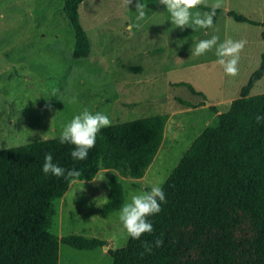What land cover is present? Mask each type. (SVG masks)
I'll use <instances>...</instances> for the list:
<instances>
[{
    "label": "rangeland",
    "instance_id": "obj_1",
    "mask_svg": "<svg viewBox=\"0 0 264 264\" xmlns=\"http://www.w3.org/2000/svg\"><path fill=\"white\" fill-rule=\"evenodd\" d=\"M142 2L146 15L137 19L136 0L128 7L123 0H84L78 12L91 52L75 59L74 32L62 10L63 0H0V123L12 112L37 131L28 128L23 137L1 140L0 149L57 137L85 108L106 114L111 124L166 117L162 142L142 178L99 170L89 181H72L54 201L57 213L51 231L58 237L79 234L106 241L95 250H77L60 242L59 264H111L107 250L124 246L128 238L118 219L120 209L105 218L101 215L110 179L121 184L122 205L129 193L150 191L165 181L193 140L238 97L264 53L263 27L227 15L235 11L262 22L264 0H222L213 27L195 30L171 24L159 0ZM213 2L207 0L209 7ZM213 35L220 42L247 40L236 76L225 74L215 63V49L192 55L198 40ZM260 93L264 76L250 90L251 95ZM73 98L75 103H69ZM244 186L254 190L258 184Z\"/></svg>",
    "mask_w": 264,
    "mask_h": 264
},
{
    "label": "trees",
    "instance_id": "obj_2",
    "mask_svg": "<svg viewBox=\"0 0 264 264\" xmlns=\"http://www.w3.org/2000/svg\"><path fill=\"white\" fill-rule=\"evenodd\" d=\"M83 1L62 3L74 32L75 59L91 52L78 12ZM227 15L236 22L261 25L264 40V21L235 11ZM263 76L264 53L238 97L216 114L215 123L193 140L165 179L166 202L148 217L154 230L139 239L128 238L120 248H109L111 264H264V120H255L264 116V93L250 94ZM181 85L202 96L190 85ZM208 108L216 110L214 105ZM165 120L164 115H154L102 128L84 160H73L74 146L59 143V136L0 149V264H59L60 242L77 250L105 246L104 239L53 233L54 201L72 181H89L99 170L142 178L162 142ZM46 153L60 167L81 175H44ZM249 183L258 186L250 190L244 186ZM109 187L103 218L123 202L121 184L111 178ZM156 239L162 240L160 247H155ZM145 242L152 245L151 253L145 251Z\"/></svg>",
    "mask_w": 264,
    "mask_h": 264
},
{
    "label": "clouds",
    "instance_id": "obj_3",
    "mask_svg": "<svg viewBox=\"0 0 264 264\" xmlns=\"http://www.w3.org/2000/svg\"><path fill=\"white\" fill-rule=\"evenodd\" d=\"M126 7L132 3V0H123ZM166 11L169 13L171 24L183 30L190 27L193 30L197 28L207 29L213 27V17L216 10L223 7L222 0H214L211 4V10L201 13L193 12V9L199 8L201 5L209 7L207 0H159ZM147 5L142 0H136L135 12L137 19H141L146 15ZM247 44V40L241 39L234 41L231 38L220 42L219 37L213 35L209 39H200L195 43L192 55L202 56L206 52L215 49L217 57L215 63L223 68L225 74L236 76L238 74L239 54ZM75 103V98L69 101ZM257 123L264 120V116L257 115L255 117ZM111 120L102 113H92L87 108L75 115L68 123H66L59 134V143L70 144L74 148L70 152L73 160H84L88 156V152L95 146L97 134L102 128L110 127ZM42 173L53 177H62L67 173V177H78L81 173L78 170H66L53 162L51 153H46L44 163L42 165ZM151 186L150 191H142L139 193H129V198L121 206L118 212V219L122 225L125 239H139L142 234L151 233L153 229L152 223L148 220L149 216L157 214L161 211V203L166 202L163 183ZM105 203L108 198H104ZM162 240L154 241L155 247H160ZM147 253L152 252V245L148 242L144 243Z\"/></svg>",
    "mask_w": 264,
    "mask_h": 264
},
{
    "label": "crops",
    "instance_id": "obj_4",
    "mask_svg": "<svg viewBox=\"0 0 264 264\" xmlns=\"http://www.w3.org/2000/svg\"><path fill=\"white\" fill-rule=\"evenodd\" d=\"M10 114L11 116H5L1 121L2 123H0V141L8 139L10 136L14 138L23 137L30 129L33 130L34 134L37 132L34 128H31V126H24L27 124L26 120H22V118L15 113L11 112Z\"/></svg>",
    "mask_w": 264,
    "mask_h": 264
}]
</instances>
